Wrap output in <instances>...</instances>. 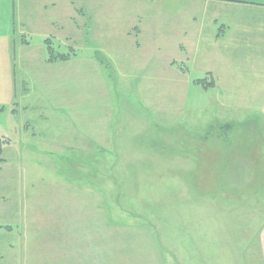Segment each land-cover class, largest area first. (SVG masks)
Listing matches in <instances>:
<instances>
[{"label": "rangeland", "instance_id": "1", "mask_svg": "<svg viewBox=\"0 0 264 264\" xmlns=\"http://www.w3.org/2000/svg\"><path fill=\"white\" fill-rule=\"evenodd\" d=\"M40 1L0 0L14 71L2 39L0 264H260L264 89L241 79L229 45L249 6L45 0L44 12ZM38 10L61 27L53 51L70 59L53 69L46 36L21 25ZM92 56L95 100L77 88L96 80ZM46 76L60 80L24 94V81ZM24 118L40 143L26 153Z\"/></svg>", "mask_w": 264, "mask_h": 264}, {"label": "crops", "instance_id": "2", "mask_svg": "<svg viewBox=\"0 0 264 264\" xmlns=\"http://www.w3.org/2000/svg\"><path fill=\"white\" fill-rule=\"evenodd\" d=\"M41 7H40V11H46V7L48 5L47 1L45 0H41ZM232 2L236 3L233 4L235 6H241L242 4H247L249 6V8L251 9V15L249 17H234L231 25H232V35L231 38L233 39L232 43L229 45H232V51H233V57L236 58L238 60V58L240 59L241 64H245V67L241 70V76L242 74H246V77H241V79L243 81H245L246 83H250V84H255L256 88H260V89H264V0H233ZM40 11L38 10L37 16L36 18L31 17L30 19H27L26 22L29 23H25V24H21L23 25V27L28 26V28L40 32V34L45 35L46 38H55L56 34H59L60 32V28L59 25H57V23L54 20L49 21V19L43 18L42 14L40 13ZM74 14L76 15L77 13V9L73 8ZM80 12L83 14V12L80 10ZM73 13L72 15L75 16ZM219 21V20H218ZM225 22L221 23L220 25H222L219 29V31H221V33L219 34V55L223 56V57H228V51L229 49L226 47V44H224V42H222V40L220 39V37L227 36L230 35L231 33L228 32L227 34L224 33L225 30L222 28H227L226 27ZM82 25V23L80 25H76L77 29ZM7 31V28L5 29ZM219 33V32H218ZM11 37V36H10ZM9 38V36L7 35H1L0 36V40L4 39V41H6L5 44V49L4 50V54H3V65L5 68L9 67V70H11V68L13 67V64L11 61L7 60V55H5V53H7L8 48L12 47L10 46V41L7 39ZM45 38V39H46ZM6 39V40H5ZM44 39V40H45ZM43 40V41H44ZM224 40V39H223ZM25 43L24 44H28L26 40H22ZM54 43V42H53ZM43 49L45 51V56L47 55L46 49H45V45L43 44ZM13 51V50H12ZM11 51V54H12ZM227 51V52H226ZM30 53H34V52H30ZM10 55V54H9ZM16 57L15 56V52H13L12 54V58ZM260 59V62H259ZM70 60V59H69ZM67 60V61H69ZM45 61V59L43 60ZM67 61H62V60H57L55 62L51 63H47L45 61V63L47 64L46 66L52 65L50 68L48 67H43V68H48V69H53L55 66L54 65H59L58 63H63V62H67ZM97 59L96 57L92 56L91 59L87 60V64L89 65V71L92 73V76L94 77V79H96L94 82H90V83H85L84 84H77V88H83V89H88L91 90L90 94L92 96H94L92 99L95 100L97 98V89H98V84H97V77H96V68H97ZM25 65H28V63L26 62ZM58 67V66H57ZM78 68V69H77ZM41 72H43L41 70V67L39 68ZM81 66H78L76 68H74V72H80ZM82 69L86 70L84 67H82ZM12 72L13 68H12ZM1 73H2V52H0V78H1ZM219 77V81L222 80L221 76ZM240 79V78H239ZM43 80V81H42ZM49 80L52 81L53 84H56L59 82L60 79H51L48 76L44 77V78H38L37 81H34L33 79H31V82H28L30 80L24 81L23 84L24 85V94L26 95L29 90L32 89V86L37 84L40 87H46L48 84H45L43 82H48ZM42 81V82H40ZM56 81V83H54ZM61 82H63V76L61 77ZM2 82H0V88H1ZM23 87V86H22ZM107 87L106 84L103 85V88ZM16 88V83L11 81V77H10V84H9V91H12ZM235 88V87H234ZM47 89V88H46ZM256 103L258 105L264 104V101L261 97H257ZM60 101V99H59ZM63 102V97L61 98V103ZM24 110H28L31 109L30 105H24L23 107ZM41 113V112H40ZM30 117H34L33 115H27ZM46 115H43V113L40 114V118H46ZM27 119L24 118V126L23 123L20 124V129L22 130L21 132H23V134H25L24 137H26L24 140L22 139L21 142H18V146L20 151L22 152H29V150L35 145L38 144L40 145L39 141H34V143L32 144V141L28 140V136L29 134H33L31 132V130H33L30 126V122L26 121ZM96 121V117L94 118V122ZM96 129V127H95ZM30 131V132H29ZM95 131V130H94ZM93 139L94 142L92 143V150L95 151L96 147H97V136H96V132H93ZM11 143V140H10ZM91 145V144H90ZM34 148V147H33ZM3 150V148H2ZM88 151H91V149H88ZM263 218H264V214H263ZM258 236V249H257V253L259 254V259H260V264H264V219H263V223L257 233Z\"/></svg>", "mask_w": 264, "mask_h": 264}, {"label": "trees", "instance_id": "3", "mask_svg": "<svg viewBox=\"0 0 264 264\" xmlns=\"http://www.w3.org/2000/svg\"><path fill=\"white\" fill-rule=\"evenodd\" d=\"M44 45H45V49H46L47 56H48V62H52V61H54V59L65 60L66 57L68 58V56H66V54H58V53L53 51L54 47H53V40L51 37L46 38L44 40ZM53 54H55V55H53ZM202 82H204V80H199V81L197 80L196 81V83H202Z\"/></svg>", "mask_w": 264, "mask_h": 264}]
</instances>
